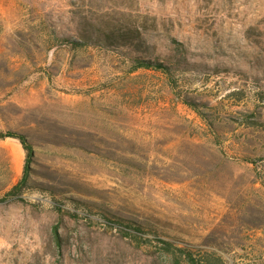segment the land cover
<instances>
[{"label": "rangeland", "instance_id": "1", "mask_svg": "<svg viewBox=\"0 0 264 264\" xmlns=\"http://www.w3.org/2000/svg\"><path fill=\"white\" fill-rule=\"evenodd\" d=\"M10 131L0 264H264V0H0Z\"/></svg>", "mask_w": 264, "mask_h": 264}, {"label": "trees", "instance_id": "2", "mask_svg": "<svg viewBox=\"0 0 264 264\" xmlns=\"http://www.w3.org/2000/svg\"><path fill=\"white\" fill-rule=\"evenodd\" d=\"M137 60H138V65L136 66V69L138 68L155 69V70L164 71L166 73H169L168 66H166L163 63L152 61L149 59H144V58H137ZM7 138H13V139L18 140L22 144L24 150L27 152V160H26L27 164L24 169L23 178L12 190V192L16 194V193H20L23 190V186L26 185L28 181L29 172H30L29 164H30V160L33 154V148L30 142L27 140V138L22 134L12 132V131L7 132V133H0V141L5 140ZM134 230L137 232H141L142 226L136 225ZM55 237L57 238V240L59 239V233L57 229L55 232ZM178 249H179L178 251L181 254L180 257L184 255L188 264H202L201 262L196 260L190 252H187L186 250H183L181 248H178ZM167 253L170 254L171 253L170 250H168ZM173 255L174 257H178L177 254H173ZM175 259H176V264H181L180 258H175Z\"/></svg>", "mask_w": 264, "mask_h": 264}]
</instances>
